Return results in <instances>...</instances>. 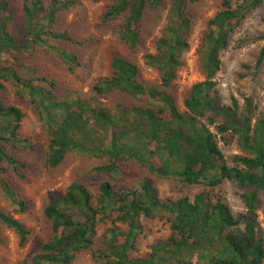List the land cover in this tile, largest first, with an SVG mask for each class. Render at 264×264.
Segmentation results:
<instances>
[{
    "label": "trees",
    "instance_id": "trees-1",
    "mask_svg": "<svg viewBox=\"0 0 264 264\" xmlns=\"http://www.w3.org/2000/svg\"><path fill=\"white\" fill-rule=\"evenodd\" d=\"M200 1L112 0L104 12L105 21L129 53L143 51L155 21L162 19L159 11L167 10L166 24L153 39L154 50H144L146 63L160 71L161 82L144 83L133 59L114 54L110 74L98 79L89 98L69 87L59 91L56 81L34 76L19 62L22 53L34 54L42 47L59 55L69 69L80 65L75 52L50 41H74L67 28L52 27L58 13L72 2L52 0L45 5L44 0H25L24 36L9 30L12 17L8 4L0 2L4 13L0 22V187L5 196L16 211L27 210L28 202L13 187L9 174L24 176L21 171L29 164L19 151L31 145L28 138L20 136L22 109L2 95L5 81L14 83L19 94L36 104L49 140L47 167L58 166L67 153L75 152L108 159L91 168L90 174L110 177L94 183L96 190L92 191L87 175H82L64 193L54 196L44 208L53 237L41 244L31 262L22 264H72L77 252L92 246L97 226L106 220L113 225L106 232V247L93 250L98 264H190V254L196 252L203 260L197 264H264V234L257 213L259 193L264 192V115L256 117L258 106L251 97L246 98L243 111L234 97L232 106L223 104L215 80L221 56L249 13L264 0H221L200 44L205 79L192 85L182 110L171 87L190 48L196 21L193 7ZM248 39H237L236 46ZM262 64L264 47L256 66ZM116 91L136 102L104 101ZM237 135L246 154H237L230 162L220 140L228 145ZM131 160L146 165L157 177L205 188L193 199L161 200L149 178L121 186L116 182L122 179L120 163ZM227 180L244 191L245 214L235 216L215 193ZM160 213L173 220L169 239L154 245L148 257L133 256L142 216ZM0 223L12 228L21 244L27 243L29 230L1 208Z\"/></svg>",
    "mask_w": 264,
    "mask_h": 264
},
{
    "label": "rangeland",
    "instance_id": "rangeland-1",
    "mask_svg": "<svg viewBox=\"0 0 264 264\" xmlns=\"http://www.w3.org/2000/svg\"><path fill=\"white\" fill-rule=\"evenodd\" d=\"M51 1L44 0L45 5ZM69 1L72 2L71 5L58 13L56 23H53L52 27L55 30L67 28L74 41H56L53 38L50 41L75 52L80 65L74 70L69 69L63 59L55 52H46L42 47H38L34 54L22 53L19 56L20 64H25V71H30L34 76L45 75L49 80L56 81L59 91L61 88L69 87L75 89L82 97L89 98L94 94L93 87L98 79L110 74L112 55L122 54L137 63L141 81L159 85L161 73L146 63L144 50H154L153 39L166 24V9L159 11L158 14H162V19L157 20L158 22L155 21L156 25L147 39L143 51L137 50L129 53V49L120 42L118 34L105 21L104 12L112 0ZM0 2L8 4L7 10L10 11L12 17L8 24L9 30L13 34H18L17 36H24L23 4L25 0H0ZM220 8L221 0H201L193 7L196 21L190 36V48L184 54L183 64L171 87L176 95L178 106L182 110L186 109L185 99L189 96L192 85L205 79L199 55L200 44L209 19ZM3 15V10L0 9V22ZM109 24L113 25V23ZM240 38L249 39L244 40L240 46H236V41ZM253 38L254 40H252ZM263 47L264 4L254 8L249 13L240 30L236 33L235 40L221 56V69L215 77L223 104L232 106L234 97L237 100L239 111H243L245 110L246 98L251 97L254 105L258 106L256 117L264 115V64L259 67L256 66L257 58ZM31 65L32 70H29ZM17 69L20 70V66H17ZM24 70L20 71L23 72ZM17 90L14 83L5 81L2 95L6 101L22 109L24 120L20 128V136L28 138L31 147L19 151L23 160L29 164L27 170L22 169L21 171L24 176L12 172L9 174V179L19 194L25 196L28 205L25 212L16 211L15 206L0 187V208L18 218L29 230V236L27 243L21 244L13 229L0 223V264L29 263L32 257L40 252L41 244L49 241L54 234L51 220L45 215L44 208L54 196L64 193L72 181L79 179L82 175H87L88 185L92 191H95L94 183L110 178L107 174L97 175V177L90 174L91 168L101 165L108 159L79 155L75 152L67 153L58 166L47 167L45 159L49 140L46 128L39 117L36 104L19 94ZM104 101L112 103L136 102L129 95L117 91L112 92L110 99H104ZM107 102L105 103L111 104ZM210 128L215 130V126H210ZM220 145L230 162L235 155L246 154L242 149L238 135L228 145H225L221 139ZM12 147L13 143H9V148ZM120 167L122 179L116 181L119 185L131 186L132 182L137 179L149 178L157 188L161 200L168 198L176 200L185 196L193 199L197 193L205 188L203 184L185 185L174 178L157 177L149 172L146 165L133 160L122 161ZM215 193L221 196L222 201L228 203L235 216L247 212L243 198L244 191L231 181L227 180L218 185L215 188ZM213 198L216 200L215 196ZM258 200V221L264 234V192L259 193ZM172 222L173 220L169 218L167 213H160L151 218L142 216L141 231L132 255L148 257L154 245L169 239L172 232ZM112 225L111 220L100 223L93 237L92 246L77 252L72 264H98L93 250L106 247V232ZM190 255V260H193L190 264L203 262L197 252Z\"/></svg>",
    "mask_w": 264,
    "mask_h": 264
}]
</instances>
